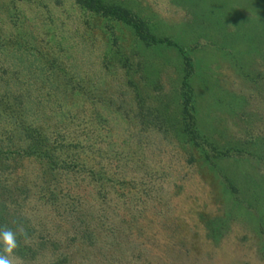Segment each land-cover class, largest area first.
<instances>
[{
  "label": "rangeland",
  "instance_id": "1",
  "mask_svg": "<svg viewBox=\"0 0 264 264\" xmlns=\"http://www.w3.org/2000/svg\"><path fill=\"white\" fill-rule=\"evenodd\" d=\"M102 1L0 0L17 264H264V0Z\"/></svg>",
  "mask_w": 264,
  "mask_h": 264
},
{
  "label": "clouds",
  "instance_id": "2",
  "mask_svg": "<svg viewBox=\"0 0 264 264\" xmlns=\"http://www.w3.org/2000/svg\"><path fill=\"white\" fill-rule=\"evenodd\" d=\"M18 234L27 238V233L22 227L15 231L7 226L0 227V264H17L15 252L19 247Z\"/></svg>",
  "mask_w": 264,
  "mask_h": 264
},
{
  "label": "trees",
  "instance_id": "3",
  "mask_svg": "<svg viewBox=\"0 0 264 264\" xmlns=\"http://www.w3.org/2000/svg\"><path fill=\"white\" fill-rule=\"evenodd\" d=\"M78 3H80L81 5H84L86 8H89L91 10H96V11H100L101 9H107L105 11H110L111 9V6H107L104 1L102 0H78ZM112 9H114L113 11H111L113 14L121 17V18H124L126 19L128 16H129V12L126 11V10H123L121 7H113ZM38 137H36V141L35 142H38L39 140H37ZM44 135H43V137ZM46 140V139H45ZM42 147L44 146H41L37 143V145H33L32 147H30V149L34 152H36V150H42ZM46 147V146H45ZM35 150V151H34ZM47 154V153H46ZM42 155V153L40 154ZM48 157H53L52 154H50V156Z\"/></svg>",
  "mask_w": 264,
  "mask_h": 264
}]
</instances>
